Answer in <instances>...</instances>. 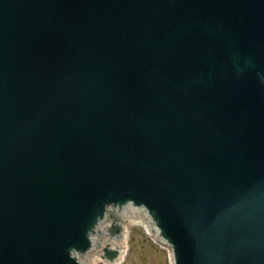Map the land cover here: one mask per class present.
I'll return each mask as SVG.
<instances>
[{
    "label": "water",
    "instance_id": "water-1",
    "mask_svg": "<svg viewBox=\"0 0 264 264\" xmlns=\"http://www.w3.org/2000/svg\"><path fill=\"white\" fill-rule=\"evenodd\" d=\"M127 210L264 264V0H0V264H88Z\"/></svg>",
    "mask_w": 264,
    "mask_h": 264
},
{
    "label": "rangeland",
    "instance_id": "rangeland-1",
    "mask_svg": "<svg viewBox=\"0 0 264 264\" xmlns=\"http://www.w3.org/2000/svg\"><path fill=\"white\" fill-rule=\"evenodd\" d=\"M129 226L128 252L121 264H171L168 251L153 241L143 223L135 220ZM88 264L108 263L93 262L89 258Z\"/></svg>",
    "mask_w": 264,
    "mask_h": 264
},
{
    "label": "bare ground",
    "instance_id": "bare-ground-1",
    "mask_svg": "<svg viewBox=\"0 0 264 264\" xmlns=\"http://www.w3.org/2000/svg\"><path fill=\"white\" fill-rule=\"evenodd\" d=\"M130 213H131L130 210H127L126 212H124V214H126L125 216L128 222L124 223L125 220L123 221L122 223L123 232L120 234V238L112 240L113 247H117V246L123 247V255L119 256V258L113 264H121L126 258V255L128 252V234H129V227H130L129 224L135 220H137L139 223L148 224V221L147 220L144 221V219L141 216L139 215L130 216ZM109 241H110V237H106V239L104 240L100 248L95 251V255L90 254L89 258L92 259L93 262H104V263L112 264V263H109V261H107L106 258L102 257V251H104L105 246L109 244Z\"/></svg>",
    "mask_w": 264,
    "mask_h": 264
}]
</instances>
